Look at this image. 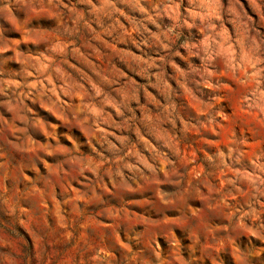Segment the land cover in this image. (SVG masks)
<instances>
[{"label": "clouds", "instance_id": "1", "mask_svg": "<svg viewBox=\"0 0 264 264\" xmlns=\"http://www.w3.org/2000/svg\"><path fill=\"white\" fill-rule=\"evenodd\" d=\"M0 264H264V0H0Z\"/></svg>", "mask_w": 264, "mask_h": 264}]
</instances>
